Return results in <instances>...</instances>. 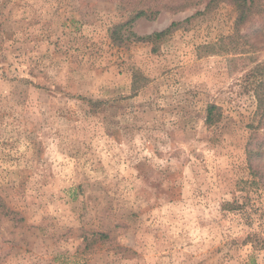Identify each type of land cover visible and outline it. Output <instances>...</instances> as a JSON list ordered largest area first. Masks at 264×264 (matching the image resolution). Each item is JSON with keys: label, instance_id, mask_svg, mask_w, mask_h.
Segmentation results:
<instances>
[{"label": "rangeland", "instance_id": "obj_1", "mask_svg": "<svg viewBox=\"0 0 264 264\" xmlns=\"http://www.w3.org/2000/svg\"><path fill=\"white\" fill-rule=\"evenodd\" d=\"M170 1L0 0V264H264L263 21Z\"/></svg>", "mask_w": 264, "mask_h": 264}, {"label": "trees", "instance_id": "obj_2", "mask_svg": "<svg viewBox=\"0 0 264 264\" xmlns=\"http://www.w3.org/2000/svg\"><path fill=\"white\" fill-rule=\"evenodd\" d=\"M200 2H206L205 11L212 10L213 8H215L217 5L221 3H229V4L234 5L236 12H237V18H236V23H235L237 34H240V27L247 23H250V25L254 27V23L256 22V20L261 19L263 21L262 25H264V0H198L197 4ZM155 3H156L155 8H150V9L139 8L138 10H135L133 12L131 20L137 17H140V16H144V15H147L149 17H155V15L159 13L162 8L170 9L173 11H178V10H183L184 8L187 7L186 6L187 2H182V1L181 2H174V1L171 2L170 1L166 3H161V2H158V0H155ZM129 23L130 21L125 24L116 25L111 29V38L114 42L119 41L118 36H116L120 32L119 30L123 26L128 25ZM174 25H176L175 22L171 24V26L165 30L155 32L145 37H139L137 39H140L142 41H149V42L161 39L165 37L171 31ZM255 93H256V97L258 101V110H257L256 118L258 117V115L261 117H264V81L261 82V84L258 86ZM216 109H219V108L215 104H210L208 106L207 114H206V123L208 125H212L218 121V116L214 114ZM250 144L251 142L249 143V148L247 149L248 164L252 171L251 173L257 176L260 174L257 171V167L253 165V160L257 158L259 155H261L260 153L263 151V149L262 147L260 148V146H258L259 150L256 152L255 149L250 148Z\"/></svg>", "mask_w": 264, "mask_h": 264}]
</instances>
